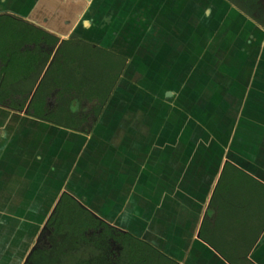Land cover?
Wrapping results in <instances>:
<instances>
[{
  "label": "flooded vegetation",
  "instance_id": "flooded-vegetation-1",
  "mask_svg": "<svg viewBox=\"0 0 264 264\" xmlns=\"http://www.w3.org/2000/svg\"><path fill=\"white\" fill-rule=\"evenodd\" d=\"M165 2L166 20L158 29L153 14L159 0L139 2L136 11L123 0H0V24L10 31L16 25L22 32L0 35L4 38H0V109L56 126L53 121L63 119L61 107L69 105L71 113L86 115L83 132L71 130L84 136L91 135L104 116L110 120L103 148L123 151L129 143L141 146L151 152L148 165L158 176L164 168L169 173L167 167L172 165L183 167L185 153L202 145L206 133L214 138L223 135L222 121L224 138L228 136L235 106L222 89L235 78L226 73L234 67L248 71L254 65L252 60L246 65L231 62L230 49L237 47L233 34H244L241 23L222 20L223 2L264 27V0ZM66 41L85 49L61 51ZM94 56L114 58L118 73L97 117L92 112L95 102L79 103L61 95V85L76 87L77 70H92ZM13 57L25 62L18 76L13 75ZM103 85L110 86L108 80ZM115 93L117 98L111 102ZM32 105L41 106L40 116ZM173 122L179 124L180 133L174 132ZM175 134L182 136L176 145ZM152 135H158L156 143ZM90 153L86 159L82 150L72 169L66 163L49 167L44 159L41 168L48 175L37 191L32 177L9 183L7 190L12 195L0 199V264H61L56 253L60 235L55 234L60 220L55 214L64 197L72 198L109 228L137 237L125 217H108L92 208L93 187L97 186L98 192L102 184H94ZM38 158L41 160V155L32 152L24 161V167L29 168L26 173H37ZM85 233L91 235L93 229ZM119 249L113 242V250Z\"/></svg>",
  "mask_w": 264,
  "mask_h": 264
},
{
  "label": "trees",
  "instance_id": "trees-1",
  "mask_svg": "<svg viewBox=\"0 0 264 264\" xmlns=\"http://www.w3.org/2000/svg\"><path fill=\"white\" fill-rule=\"evenodd\" d=\"M19 28L14 25L10 31L6 24H0V35L7 32L22 33ZM70 49L85 48H75L71 41H66L60 50ZM98 57L94 56L96 65L92 70L88 69L87 73H81L82 69L77 70L76 87L61 85L63 97H74L79 103L95 102L92 109L95 117L100 114L118 75L114 58ZM98 59L100 62H97ZM24 64L13 57V75L22 74L21 66ZM106 80L109 87L103 85ZM32 107L40 116L41 106ZM70 108L69 105L61 107L63 119L53 123L64 129L83 132L81 124L85 121V113L73 114ZM55 216L60 220L55 234L60 235V246L56 253L61 264H178L175 259L138 236L120 233L100 223L72 198H63ZM100 226L104 229L100 230ZM89 228L93 229V233L86 235ZM263 230L264 184L228 162L203 219L200 238L229 264H255L249 256ZM113 242L120 246L119 250H113Z\"/></svg>",
  "mask_w": 264,
  "mask_h": 264
},
{
  "label": "crops",
  "instance_id": "crops-1",
  "mask_svg": "<svg viewBox=\"0 0 264 264\" xmlns=\"http://www.w3.org/2000/svg\"><path fill=\"white\" fill-rule=\"evenodd\" d=\"M56 1L63 2L64 0ZM123 1L124 3L129 2L128 5L133 11H136L139 8L137 7L139 2H151V0ZM165 1L166 0H159V3L155 4L157 11L153 14V18L155 19L158 29H160V27L162 28L165 23L164 20H166L163 16L166 9L165 7L167 6ZM223 4L226 9L221 17L222 20L232 19V21L241 23L240 26L243 27L242 31L244 34L242 37H239L238 31L233 34L237 40V47L234 51L230 49V55H232L231 62H233V64L235 61L239 64L244 62L243 64L246 65L249 60H252L254 65L250 67L248 71L239 70L238 68L234 67L230 70V73L225 72L230 79L232 77L233 79L235 78V81L233 84L223 87L222 90L225 92V94H227L228 99L231 100V104L233 103L235 106L234 109L237 107V116L239 117L243 114L245 115V132L247 133L248 137H264V27L259 26L255 22L251 21L239 10L233 8L227 3L223 2ZM251 44L253 45L252 47L250 46ZM250 51L252 52L250 53ZM239 82H241L240 85ZM7 118V112L0 109V191L2 194L0 199H9V197L12 195L8 192L7 188L9 183L15 179L23 180L25 177H32L34 179L33 188L35 191H37L44 184L42 179L44 177L46 178L48 175V173L41 168V165L43 166V162L47 161L49 167L51 165L56 167L58 163H66V166H70L72 165V160L74 161L73 164H75L79 149V142L80 144H86L90 137H92V134L84 136L68 129H65L68 131V133H62L63 131L58 130L56 126L37 120H29L26 117H22L21 121H32L33 123H36L38 124L35 126L37 129H28L27 131H21L22 133L20 134H14V130L10 129L9 127L11 122L10 118ZM237 121H239V118H237ZM46 126H51L52 128H47ZM178 133H180V130ZM29 136L30 138L32 137L31 140L36 139V148H33V155L40 154L42 157L41 160L38 158V160L41 162H38L39 167L37 166V173L35 175H31L30 173L29 175L26 173L27 169L29 168H25L24 165L20 166L21 163L23 164L24 161L28 159L27 156L29 155V152L26 151V148L25 154H21L23 157L22 160L20 158H16L17 156L15 155V153L18 151L16 148L19 147L17 142L15 143V139L20 143L23 138L27 139ZM178 136L179 135H175L173 140L174 145H176V143L181 140L182 136L180 138ZM185 136L187 137V135ZM157 138L158 135L153 138L155 143ZM131 144L132 143H129V145H127L123 151H119L115 148L113 149L112 147H108V150L105 148L109 152V157L118 155L120 158L122 157L128 159L130 163L124 162L121 163V165H116L117 163L113 164V166H119V168H122V170H125V172H122L121 178L118 177L115 180L109 179L108 184L104 185L107 189L105 195L102 198V211L103 214L107 215L108 217L114 215L125 217L127 219V224L133 228L134 223H138L142 220V212L146 213L149 210L150 219L156 216L158 210H160L162 213L165 212L164 208L167 207H163V203L165 201L173 200L175 196L173 192V175L183 167H178L177 164L172 165L169 168L167 167V169H169V173H167L166 168H164L165 171L162 172L161 176H158L156 173H154L153 167L152 170L146 168V171L143 174L146 177L143 179L142 167L145 166L144 164L146 163H143L142 159H149L151 152L147 153L143 151L141 146H131ZM150 150H152V146ZM18 154L20 153L18 152ZM31 154L32 153H30V155ZM91 154L93 155V153H90L89 155ZM44 155L46 157H44ZM72 157L73 159H71ZM44 159L46 160L44 161ZM177 162L179 161L177 160ZM147 165L148 162L146 166ZM15 167H17L19 170L16 171ZM18 191L21 193V189ZM205 214L206 213L202 214L200 218L204 219ZM185 219L181 220L179 224L181 225L184 237L190 240V234L192 233L194 235L197 233L201 219L197 224H194L187 218ZM191 240L187 253L188 256H190L193 245ZM262 255V257L258 256V259L264 263V254Z\"/></svg>",
  "mask_w": 264,
  "mask_h": 264
},
{
  "label": "water",
  "instance_id": "water-1",
  "mask_svg": "<svg viewBox=\"0 0 264 264\" xmlns=\"http://www.w3.org/2000/svg\"><path fill=\"white\" fill-rule=\"evenodd\" d=\"M117 95L115 93L111 102H115ZM233 110H235L234 122L232 130H230L226 138H224L225 125L222 121L221 129L223 130V135L221 137L215 136L216 138H214L206 133L202 145H197V147L185 153L183 168L175 172L172 178L174 183V199L165 201L162 205L163 207H167L164 208L165 212L162 213L158 210L156 216L151 219L149 210L146 213L142 212V220L134 223L133 227L135 228H131L132 232L140 239L149 242L163 253L175 259L179 264H229L219 253L200 238V228L203 222V218L201 219L200 216L207 212L223 169L228 162L264 184V137H248L245 132V115L243 114L238 117L237 107ZM103 117L95 127L91 135L92 137L88 141L85 139L87 146L79 142L84 155L87 152L90 153V151L93 153L95 165L94 184H102V190L100 189L97 192L95 191L97 186L93 187L94 202L92 208L102 214V198L107 189L104 185L108 184L109 179L115 180L118 177H122V172H125V170L120 169L119 166L116 167V165H121L124 162L130 163L128 159L120 158L118 155L109 157V152L103 148V136H106L105 131H107V125L110 120ZM237 118H239V121H237ZM21 119L20 117L18 121L10 122V129L20 133L28 129H37L35 126L38 124L32 121H21ZM173 123L174 132L178 133L180 129H178L179 124L177 122ZM57 129L63 131L62 133H68L63 128L57 127ZM176 158L180 160L179 156ZM142 162L146 164L148 162L149 164L150 161L143 158ZM83 163H85V158H83ZM115 163L117 164L113 166ZM146 164L142 167L143 179L146 177L143 175L146 168L152 170V167H149L150 165L146 166ZM185 218L194 224H197L201 219L199 229L195 233L196 236L195 234H190V240L192 239L193 243L190 256L187 253L189 243L191 242L184 237L181 225L179 224ZM262 254H264V232L253 247L249 258L255 264H264L258 259V256H263Z\"/></svg>",
  "mask_w": 264,
  "mask_h": 264
},
{
  "label": "rangeland",
  "instance_id": "rangeland-1",
  "mask_svg": "<svg viewBox=\"0 0 264 264\" xmlns=\"http://www.w3.org/2000/svg\"><path fill=\"white\" fill-rule=\"evenodd\" d=\"M2 110V109H1ZM4 111V110H3ZM7 112V111H6ZM7 115H8V118L7 119H9L10 118V121L12 122V121H18V119L21 117H23L22 115H18V114H15V113H11V112H7ZM17 132H16V130H14V134H16ZM36 135V134H35ZM32 138V137H31ZM31 138H30V136L26 139V138H23L22 140H21V142L19 143L18 141H16V139H15V143L17 142V145L19 146L18 148H16L18 151H17V153H15V155L17 156L16 158H20L21 160H22V155H24L25 154V148H26V151L27 152H29V155L27 156L28 158H30V153H32L33 152V148L35 147V145H36V139L35 140H31ZM212 139V138H211ZM21 143H22V145H21ZM27 143H29V144H27ZM27 144V145H26ZM47 144H48V142H47ZM48 146V145H47ZM81 149V147L79 146V149H78V157L80 156V153H82V149ZM18 152L20 153V154H18ZM22 154V155H21ZM8 155V154H7ZM86 156L87 155H85V158H86ZM13 157H14V155H13ZM87 159V158H86ZM85 159V160H86ZM13 161H14V159H13ZM27 162H29V161H26V163ZM74 161L72 160V163H73ZM23 166V164L21 163L20 164V166ZM73 165L74 164H72L71 165V169L73 168ZM15 170L16 171H18L19 169L17 168V167H15ZM14 170V171H15ZM51 187H57V186H52V185H49V188H51ZM2 189V188H1ZM60 193V191H58L57 192V194H59ZM2 194H1V191H0V196H1ZM32 235L34 234V233H31ZM22 260V259H21ZM21 262L22 261H20V264H21Z\"/></svg>",
  "mask_w": 264,
  "mask_h": 264
}]
</instances>
